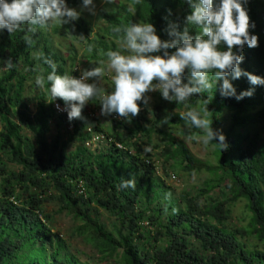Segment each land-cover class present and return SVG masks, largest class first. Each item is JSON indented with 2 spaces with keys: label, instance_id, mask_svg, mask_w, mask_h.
Here are the masks:
<instances>
[{
  "label": "trees",
  "instance_id": "trees-1",
  "mask_svg": "<svg viewBox=\"0 0 264 264\" xmlns=\"http://www.w3.org/2000/svg\"><path fill=\"white\" fill-rule=\"evenodd\" d=\"M65 2L69 8L82 4V0ZM246 8L256 25L250 31L259 37V46H245L240 67L264 77V0H249ZM188 14L184 0H113L99 10L98 32L92 33L91 23L81 16L62 27L67 34L88 39L86 50L88 44L94 45L85 58L97 63L106 62L104 53L120 46L114 26L149 22L166 41L169 22L182 28ZM33 38L29 48L23 32L10 35L0 30V264H89L80 261L67 240L49 226L50 217L42 210L46 202L79 223L75 233L96 251L100 264L111 260L112 264H264V252L243 241L253 237L264 243V86H255L253 96L239 102L222 98L218 90L214 93L208 105L212 127L222 130L229 147L224 152L214 148L213 164L197 158L180 138L189 133L180 113L203 108V97L192 96L176 105L155 92L152 106L138 102L141 111L130 121L117 114L108 116L114 134L105 133L97 115L91 119L85 109L81 119L69 122L67 113H58L53 106L64 102L51 101L47 85L45 89L36 86L38 71L32 69L40 65L45 75L50 71L36 59L35 53L42 51L55 62L58 74L72 75L75 64L69 71L67 62L74 59L73 53L65 57L41 28ZM9 59L14 67L6 70ZM231 82L237 94L253 87L246 77ZM112 90L113 85L105 91ZM88 106L101 111L98 99L90 100ZM166 116L169 121L164 123ZM90 125L106 140L95 149L85 146L92 137L86 130ZM52 126L56 134L49 140ZM67 127L71 129L65 138L61 130ZM155 138L159 141L154 143ZM144 144L156 150L164 164L174 161L188 174L213 175L200 192L221 188L224 197L202 202L199 194L182 192L174 198L159 176V160L144 152ZM7 163L18 169L9 170ZM132 175L135 189L121 190L120 178ZM239 200L245 201L250 219L246 227L231 229L226 224L229 205ZM100 210L112 218L107 226L100 220ZM144 221L155 231H148ZM37 249L44 260L28 255Z\"/></svg>",
  "mask_w": 264,
  "mask_h": 264
},
{
  "label": "clouds",
  "instance_id": "clouds-1",
  "mask_svg": "<svg viewBox=\"0 0 264 264\" xmlns=\"http://www.w3.org/2000/svg\"><path fill=\"white\" fill-rule=\"evenodd\" d=\"M103 2L113 4V0ZM184 2L190 14L186 15L182 28L177 22H169L166 41L156 34V28L149 22L114 26L112 31L120 39L118 50H108L104 53L106 63L102 60L100 66L81 70L79 78L58 74L53 60L45 57L42 51L35 53L36 59L50 69L46 75L40 65L32 69L38 71L36 86L45 89L47 85L45 90L50 100L64 102L62 111L67 113L69 122L81 119L84 107L94 98L99 100L102 116L117 114L130 121L141 111L138 102L148 105V92H159L165 101L176 105L185 104L192 96L203 97V108L180 113V119L189 129L187 139L227 151L226 136L222 130L212 127L213 112L208 108L209 101L218 90L222 98H235L239 102L251 98L255 86H264V77L240 67L245 46L250 49L259 46V37L250 31L256 25L246 8L249 0ZM82 7L95 14L93 0H82ZM79 16L80 13L69 8L65 0H0V30H7L10 35L23 32V41L29 48L34 45L33 37L38 28L67 25ZM193 30L195 35L190 34ZM75 38L88 43L83 35ZM93 47L88 44L87 50L91 52ZM5 67L6 70L14 67L11 59L6 61ZM106 72L111 73V92L100 86ZM241 77H246L253 87L237 94L231 81ZM90 80L94 82L89 83ZM204 93L209 95L204 97ZM57 108L60 110L59 105ZM168 121L166 116L162 122ZM151 151V146L144 148L145 153ZM135 187L134 175L120 178L121 190Z\"/></svg>",
  "mask_w": 264,
  "mask_h": 264
},
{
  "label": "rangeland",
  "instance_id": "rangeland-1",
  "mask_svg": "<svg viewBox=\"0 0 264 264\" xmlns=\"http://www.w3.org/2000/svg\"><path fill=\"white\" fill-rule=\"evenodd\" d=\"M93 4L95 6V14L90 13L87 9H84L81 5L72 7L77 12L80 13V16L91 23L92 33L98 32V29L102 26V21L98 16L99 10L106 4L103 0H93ZM63 26V25H62ZM62 26L56 25L51 28H43V30L48 33L57 49H59L62 54L66 57L73 53V60L67 62V69L70 71L73 64H78V69L81 71L83 69H90L89 66L92 64L94 66H100V62L97 63H89L85 55L87 53L86 44L83 41L78 40L75 37H79L78 34H73L70 36L67 34L66 29ZM54 28H57L56 32ZM120 45V44H119ZM73 63V64H72ZM106 63V62H105ZM33 81L30 80L28 83V89L31 90V83ZM89 83L94 81L90 80ZM100 86L105 90H108L112 86L111 81V73L106 72L103 79L100 81ZM154 93L149 92L147 97H150L148 106L151 107L154 102ZM27 100H30L31 94L25 95ZM29 108L31 111L34 109V103L31 101L29 103ZM96 117L98 122L100 123L101 129L107 134H114L115 131L111 130V123L108 117L102 116L101 111L96 112ZM228 125V123H227ZM71 128L67 127L66 129L61 130V134L66 136L67 131ZM119 133V132H118ZM56 134V129L52 126L51 131L48 135V139L50 140ZM66 138V137H65ZM181 140H183L190 151L199 159L203 161H207L210 163H215V158L213 156L214 148L211 146H204L201 142L197 140H189L187 136H180ZM157 138L154 139V143L158 142ZM98 143V142H97ZM96 143V144H97ZM96 144L92 146L91 149L96 148ZM101 145V144H100ZM148 145L144 144L143 149ZM73 149V145H70L69 150ZM151 154L154 160H159V176L163 184L166 187H169L174 198L178 199L182 192H188L191 195H200L201 201H207L208 197H224L221 188H215L212 192L208 194L201 193L200 191L203 189L205 182L209 181L213 177V175L209 174L206 171H200L198 173L188 174L183 171L182 168L177 164V162H169L168 164H164L159 159L156 150H152ZM9 170H17L18 168L10 163L6 164ZM166 170V171H164ZM43 213L50 217L49 226L52 228L54 232L59 234L62 238L66 239L69 245V250L75 254L80 261L88 262L89 264H100L99 255H97L96 251L93 250L88 244H86L83 240V236L75 233V228L79 223L74 221L71 216L65 213H57V206L54 203H44L43 204ZM230 210V219L226 222L228 228H244L247 226L250 213L245 208V201L239 200L229 205ZM148 215V213H147ZM100 220L105 223L107 226L112 218L103 211L100 210ZM144 227H147L148 231H155L154 226H149L145 221L142 223ZM250 248L257 249L259 251L264 252V243L257 241L253 237H248L247 239H243ZM199 249V245H197ZM28 255L32 259L44 260V255L40 250H31ZM113 261H110L112 264ZM108 264V263H107Z\"/></svg>",
  "mask_w": 264,
  "mask_h": 264
},
{
  "label": "built area",
  "instance_id": "built-area-1",
  "mask_svg": "<svg viewBox=\"0 0 264 264\" xmlns=\"http://www.w3.org/2000/svg\"><path fill=\"white\" fill-rule=\"evenodd\" d=\"M78 66H79L78 64H75L74 69H73L74 74H72L76 78H79L81 75V71L78 69ZM57 105H59L60 110H58ZM53 106L58 113H66V112L62 111V109L65 107V105H63L59 102H54ZM84 109H85V112L87 113V115L89 116V118H91V119L95 118L97 110H92L90 108V106H88V104H86ZM113 118L119 119V117H117V116H113ZM86 130H87V132L92 133L91 139L85 143L86 147H89L91 149L92 146H94L97 142L98 143L96 144V147L98 145H100L101 143H103L104 141H106L102 134H97L93 131V126H91V125L88 126V128ZM116 146L120 149L123 148L121 144H116Z\"/></svg>",
  "mask_w": 264,
  "mask_h": 264
}]
</instances>
